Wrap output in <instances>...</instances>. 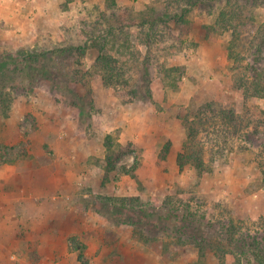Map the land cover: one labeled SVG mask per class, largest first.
Wrapping results in <instances>:
<instances>
[{"label":"rangeland","instance_id":"1","mask_svg":"<svg viewBox=\"0 0 264 264\" xmlns=\"http://www.w3.org/2000/svg\"><path fill=\"white\" fill-rule=\"evenodd\" d=\"M175 1L0 0V55L37 49L56 74L28 91L20 72L18 88L0 93V171L19 179L0 198L24 214L5 219L0 264H235L232 252H201L200 223L173 214L205 213L217 228L204 221L199 236L211 240L218 221L262 229L264 97L241 84L252 79L256 49L241 20L264 25V1L207 0L188 12ZM233 9L238 19L219 25ZM182 12L188 22L179 24ZM101 52L128 84L105 83ZM222 109L240 115L236 132L220 138L224 152ZM201 114L209 168L181 169L186 123ZM122 197L139 198L136 209Z\"/></svg>","mask_w":264,"mask_h":264},{"label":"trees","instance_id":"2","mask_svg":"<svg viewBox=\"0 0 264 264\" xmlns=\"http://www.w3.org/2000/svg\"><path fill=\"white\" fill-rule=\"evenodd\" d=\"M181 1L189 4L188 8H183V10L188 12V10L193 6H196L199 3L205 2L207 0H176L175 2L181 3ZM238 1L248 4L250 2L264 0ZM237 13L238 12L235 9H233L231 12L230 10L227 12L222 11L220 13L222 16L218 20L219 25L228 27L229 25L233 24L236 19H238ZM149 21V19L145 18L143 23H149ZM154 22L158 23L160 21L159 19H155ZM177 22L179 24L188 22L185 12L177 14ZM241 23L244 29L250 27V32L256 35V37L253 39L254 47H256L254 52L255 56L253 57L254 61L250 69L252 72V79L243 81L241 84L243 85V88L254 95L258 97H264V67L258 66V64L263 59L262 52L264 49V25H258L254 22V20L250 21L249 23L243 22V20H241ZM41 56L47 57V54L45 52H38L37 49L32 48H21L16 52H6L0 55V93L5 94L8 92V90L10 91L18 88V82L16 83V81L18 77L17 74L20 72L23 74V81L26 80L28 82L25 84L21 83V85L23 88L27 87L28 91L34 90L37 81L49 79L52 77V75H56L51 67L46 65L44 60H41ZM97 61L100 64L99 68L102 72L105 83L118 87V84L128 82V79L124 74L125 71L121 68V66H117V64H115L116 60L112 55L101 52L97 57ZM217 117L221 119L220 124H223L221 127L219 125L217 130L219 133L216 135L217 138L219 137V140H216V146L218 145L219 149L220 138L227 139L228 134H230V137L233 135L232 132H236L237 127L240 125L238 124L240 115L237 114V112H235L233 109H222L219 110ZM203 120H206V118H203L202 116L201 120H193L186 123L188 137L185 142L184 150L181 151L177 156L181 169H183L187 164H191L199 170H208L209 168V164L205 158V143L201 139L199 128L196 127V125L199 127L201 122L203 123ZM106 144L109 149L113 147L114 143L112 135H107ZM219 150L224 152L223 149ZM111 157L112 156L109 155V162H111V164L109 163V169H111V165H113ZM135 168L136 164L132 166V168L123 166L122 171L125 173H131L133 170H135ZM119 199V203H121L123 206L135 209L137 207L136 202L139 200V198L132 197H122ZM189 209L190 208L184 209V214L181 216L177 214L178 212L174 213L173 215L184 222H188L189 224L193 221L195 222L196 220L198 223H200L199 226H195V230H193V239L197 240L201 252H206L208 250L214 251L221 258H224L225 252H232L237 257L235 264H264V217H261L259 221L262 229L255 234H251L248 232L249 230H243L245 227L240 226L237 223H225L224 221H218L221 223L220 228L213 230L216 233V239L211 240L203 234L199 236L203 232L201 229L203 227L204 221L210 223V225L214 224L213 227L215 228H217L216 225L218 223L213 222L211 219L207 221V215L205 213L200 214L198 217L196 213ZM185 227L186 225L181 228L183 229ZM224 239L228 240V244H222ZM73 240L76 241L77 237L75 236ZM81 248L84 249L80 245L75 246V249L79 250ZM244 258H246L247 262L243 261Z\"/></svg>","mask_w":264,"mask_h":264},{"label":"crops","instance_id":"3","mask_svg":"<svg viewBox=\"0 0 264 264\" xmlns=\"http://www.w3.org/2000/svg\"><path fill=\"white\" fill-rule=\"evenodd\" d=\"M22 178L21 177V181H22ZM19 179H17V176L14 175L13 172L10 171V169L6 168L5 170H1L0 171V194H4V195H1L0 197H2V199H5L7 198L6 194H8L9 192L6 190V188H8L10 190V186L13 185V183H15L17 185V183L19 182L18 181ZM9 198H20L19 195L17 197H13L12 195L9 197ZM0 198V230H10L8 229V224L5 222V219L7 216H10V215H14V216H17L19 215L20 213L23 214V208L21 210L18 209V210H14V209H10V208H7L4 206V203H3V200ZM2 201V202H1ZM21 210V211H20ZM49 212V213H48ZM46 213L50 214V211H48ZM56 214L60 215L59 212H55L53 214V216H55ZM24 215V214H23ZM54 224L56 225L57 229H55V231L58 232V239H60L61 237V221H59V219H54ZM53 224V225H54ZM0 238H2V235H0Z\"/></svg>","mask_w":264,"mask_h":264}]
</instances>
